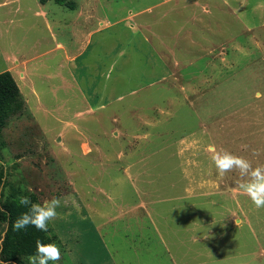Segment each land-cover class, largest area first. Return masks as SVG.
I'll return each mask as SVG.
<instances>
[{
	"label": "rangeland",
	"instance_id": "1",
	"mask_svg": "<svg viewBox=\"0 0 264 264\" xmlns=\"http://www.w3.org/2000/svg\"><path fill=\"white\" fill-rule=\"evenodd\" d=\"M6 70L0 202L61 199L57 264H264V208L210 160L264 164V0H0Z\"/></svg>",
	"mask_w": 264,
	"mask_h": 264
},
{
	"label": "clouds",
	"instance_id": "2",
	"mask_svg": "<svg viewBox=\"0 0 264 264\" xmlns=\"http://www.w3.org/2000/svg\"><path fill=\"white\" fill-rule=\"evenodd\" d=\"M210 160L220 176L229 172L238 173L240 179L236 185L237 192L247 196L257 209L264 208V164L254 166L243 156L215 147L211 150ZM17 202L27 210L12 223L14 231L32 226L47 233L49 222L58 218L57 209L62 206L61 199L56 197L36 203L29 196H19ZM61 258V250L56 243H45L39 239L36 240L35 252L27 257L28 264H57Z\"/></svg>",
	"mask_w": 264,
	"mask_h": 264
},
{
	"label": "trees",
	"instance_id": "3",
	"mask_svg": "<svg viewBox=\"0 0 264 264\" xmlns=\"http://www.w3.org/2000/svg\"><path fill=\"white\" fill-rule=\"evenodd\" d=\"M63 2L65 0H58ZM25 100L20 86L11 71L0 72V135L6 125L8 118L24 108ZM2 141L0 139V149ZM19 196H29L33 202L37 201V196L27 191H11L5 200L0 202V220L7 222V229L0 242V259L5 264L15 262L26 264L27 257L36 250V240L45 243L53 242L52 235L38 231L35 227L29 226L20 231H14L12 223L27 209L18 205Z\"/></svg>",
	"mask_w": 264,
	"mask_h": 264
}]
</instances>
